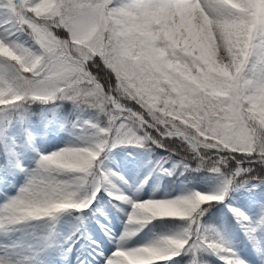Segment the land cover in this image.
<instances>
[{"label": "snow or ice", "instance_id": "6c2138e0", "mask_svg": "<svg viewBox=\"0 0 264 264\" xmlns=\"http://www.w3.org/2000/svg\"><path fill=\"white\" fill-rule=\"evenodd\" d=\"M207 35L223 53L213 57L222 73L210 72L205 62L200 39ZM0 48L7 52L0 54V113L65 100L107 118L106 127L90 125L96 129L94 142L37 152L31 170L6 145L26 182L0 204L5 241L0 264H40L38 257L48 249L51 264L56 256L66 258L73 246L57 241L54 223L35 244L12 240L11 234L31 221L83 212L105 185L115 189L99 163L106 151L148 143L165 147L170 138L187 145L199 168L223 176V188L175 198L190 207L182 233L131 249L121 244L104 264H172L186 252L193 255L191 264H198L201 249L223 264H245L202 235L201 219L207 206L223 203L230 191L249 183L246 177L256 166L264 167V0H0ZM12 126L10 118L0 122V142ZM83 148L92 154L86 161L57 166L60 158L76 157L74 150ZM252 179L264 183V177ZM108 195L130 205L127 225L136 231L160 219L143 214V202L118 191ZM230 211L251 240L264 230V216L254 224L242 211ZM133 234L126 230L122 239Z\"/></svg>", "mask_w": 264, "mask_h": 264}, {"label": "rangeland", "instance_id": "374dc122", "mask_svg": "<svg viewBox=\"0 0 264 264\" xmlns=\"http://www.w3.org/2000/svg\"><path fill=\"white\" fill-rule=\"evenodd\" d=\"M20 39L23 41L26 37H20ZM12 112L14 116L10 119L13 121V126L8 131V139L0 142L6 164L0 181V204L7 198L14 197L26 182L25 174L13 167L14 161L8 155L7 148H14L22 165L31 170L35 168L37 152L49 154L65 147L87 146L94 142L96 133V129L90 125L101 128L107 126V118L103 115L96 116L88 110L75 106L70 111V119H66L53 112L50 102L40 109L35 121H30L23 109H18L9 113H0V122H3ZM100 119L103 120L101 125ZM99 163L103 171L108 174L111 184L115 185V189L105 185L100 191V194L109 200V206L99 213H94L91 220L81 229H78L76 223L63 213L56 221L44 218L20 226L19 231L11 234L12 240L35 244L48 232L49 225L54 223L57 241L65 248L73 246L72 253L66 258L56 256V264H80L81 260L84 264H104L101 261L110 257L121 244L127 249L141 247L163 236H175L185 229V226H175L156 234L146 230L145 227L136 231L127 225L128 214L131 211L130 205L110 197L108 195L110 191H118L134 202H144L149 199H175L193 192L214 194L224 186V177L209 170L191 185L178 181L170 190H165L161 185L163 175L170 172L171 168L182 167V162L173 158L162 159L159 156H151L146 147L117 146L106 151ZM121 176L126 182L119 179ZM61 178L69 179L70 177L62 176ZM236 193L237 209L248 215L255 224L264 216V183L258 181L251 192L240 188ZM83 195L86 193H82ZM126 230L133 231L134 234L122 239ZM69 237H71L70 240ZM65 241L67 244H64ZM91 241H96L98 247L90 246ZM0 242H5L3 237H0ZM17 253L23 255V249L17 250ZM40 256H42L40 264H51L53 259L51 249L41 253ZM237 256L245 264H264L262 231L256 234L255 240L243 235L242 246L239 247Z\"/></svg>", "mask_w": 264, "mask_h": 264}, {"label": "trees", "instance_id": "16d2710c", "mask_svg": "<svg viewBox=\"0 0 264 264\" xmlns=\"http://www.w3.org/2000/svg\"><path fill=\"white\" fill-rule=\"evenodd\" d=\"M95 74L103 76V73L96 72ZM106 78V77H105ZM49 103L34 102L25 105L23 108L25 116L30 121H35L40 112V109ZM53 107V112L59 116H63L66 119H70V111L76 105L70 101L56 100L50 102ZM92 114L96 116H102V114L97 113L95 110L87 109ZM14 116L12 112L7 118ZM100 119V125L102 123ZM154 137L159 140L158 134L153 133ZM165 147H158L157 144L148 143L145 147L149 150V155L159 156L162 159L173 158L175 160L182 162V167H174L170 169V172L163 175L161 179V185L163 189L170 190L178 181H181L187 185H191L198 178L206 174L208 168H199V160L194 154L188 149L187 145L178 139H168L164 142ZM234 163V162H232ZM247 166V164L245 165ZM6 164L3 159L2 144L0 143V181L2 179L3 173L5 172ZM264 177V167L256 166L254 173L250 174L246 179L249 183L244 187H236L234 190L230 191L225 201L220 204H213L207 206L204 216L201 219L202 224V235L207 239L216 241L222 246L231 249L237 256L239 247L242 246V237L246 235L241 225L237 222L233 212L230 209H237V191L240 188H245L248 192L253 190L254 185L259 181L252 179V176ZM109 206V200L107 197L99 194L91 207L83 212H76L70 210L66 212L67 218L73 220L76 223L78 229H81L86 223H88L94 213L101 212L105 207ZM175 226H185L187 223L179 219H154L149 222L145 227L146 230L151 233H160ZM262 235H264V230ZM79 232V231H78ZM39 261H42V256L38 257ZM193 261V255L191 252H186L179 257H176L172 264H191ZM198 264H223V261L212 252L201 249L198 253Z\"/></svg>", "mask_w": 264, "mask_h": 264}, {"label": "clouds", "instance_id": "9594fccd", "mask_svg": "<svg viewBox=\"0 0 264 264\" xmlns=\"http://www.w3.org/2000/svg\"><path fill=\"white\" fill-rule=\"evenodd\" d=\"M227 2V0H226ZM216 39L207 35L200 39L201 50L204 53L205 62L209 66V71L212 73L223 72V69H219L216 66V61L213 60V57H220L223 55L218 48L215 47ZM241 53L243 50H240ZM0 54H7L5 49L0 48ZM79 153L76 157H62L57 161V166L61 168H72L75 167L78 163L86 161L91 152L87 148L74 150ZM203 200L204 198L201 197ZM143 214L155 217V218H171V219H186L190 211V207L182 202H179L175 199H149L144 201L141 205ZM27 211L31 213H39L42 211L41 208H29Z\"/></svg>", "mask_w": 264, "mask_h": 264}, {"label": "bare ground", "instance_id": "6f19581e", "mask_svg": "<svg viewBox=\"0 0 264 264\" xmlns=\"http://www.w3.org/2000/svg\"><path fill=\"white\" fill-rule=\"evenodd\" d=\"M47 127H49V126H47ZM50 154V153H49ZM113 247V246H112ZM101 263H104V261H101Z\"/></svg>", "mask_w": 264, "mask_h": 264}]
</instances>
